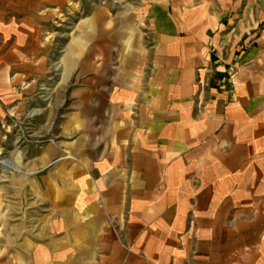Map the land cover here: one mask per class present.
<instances>
[{
    "label": "crops",
    "instance_id": "obj_1",
    "mask_svg": "<svg viewBox=\"0 0 264 264\" xmlns=\"http://www.w3.org/2000/svg\"><path fill=\"white\" fill-rule=\"evenodd\" d=\"M138 2L121 66L75 70L57 141L15 156L0 264H264V0ZM40 4L65 1L0 0V122L23 102L4 24Z\"/></svg>",
    "mask_w": 264,
    "mask_h": 264
},
{
    "label": "rangeland",
    "instance_id": "obj_2",
    "mask_svg": "<svg viewBox=\"0 0 264 264\" xmlns=\"http://www.w3.org/2000/svg\"><path fill=\"white\" fill-rule=\"evenodd\" d=\"M62 1L65 5L40 4L41 11L49 12L45 23L4 24L13 26V70L21 74L16 76L13 71V80H20L18 89L23 102L16 106H13V98L10 103L1 102L4 105L0 122V206L3 213L0 229H10V221L15 224L16 210L22 199L20 194L14 193L11 184L15 156L25 160L32 144L37 146L36 141H57L66 111L64 107L58 108V104L69 101L73 72L90 69L91 64L105 67V54L111 52L114 54L113 67H120L122 52L129 51L128 45L123 43L128 42L129 34L122 32V21L139 15V0ZM19 20L20 16L16 18ZM1 37L0 34V42ZM112 39L118 43L107 46V40ZM26 50L32 53L28 59L19 56ZM26 68H43L49 73L39 79L26 76L23 71ZM32 84L36 90L29 97L24 92ZM11 211L16 215L13 220L6 217Z\"/></svg>",
    "mask_w": 264,
    "mask_h": 264
}]
</instances>
